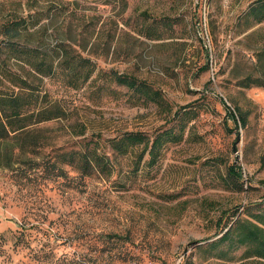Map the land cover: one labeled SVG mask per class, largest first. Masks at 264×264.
Wrapping results in <instances>:
<instances>
[{
  "label": "rangeland",
  "instance_id": "obj_1",
  "mask_svg": "<svg viewBox=\"0 0 264 264\" xmlns=\"http://www.w3.org/2000/svg\"><path fill=\"white\" fill-rule=\"evenodd\" d=\"M257 1L0 0V24L57 12V33L28 40L62 42L99 72L79 89L46 83L67 115L29 132L51 143L43 158L95 145L110 165L81 175L58 155L61 177L43 164L18 178L0 169V264H264L219 239L236 217L255 221L264 209V86L237 83L264 52V19L247 14ZM111 70L146 82L163 103ZM165 130L173 139L155 163L143 144L110 147L123 132ZM229 165L240 166L242 187L229 185Z\"/></svg>",
  "mask_w": 264,
  "mask_h": 264
},
{
  "label": "trees",
  "instance_id": "obj_2",
  "mask_svg": "<svg viewBox=\"0 0 264 264\" xmlns=\"http://www.w3.org/2000/svg\"><path fill=\"white\" fill-rule=\"evenodd\" d=\"M247 14L254 17L255 22L262 21L264 0L252 4ZM44 18L47 20L43 21ZM56 18L57 12H51L47 7L46 10H34L26 17L16 15L0 24V169L10 171L14 178L30 173L39 164L50 168L49 178L65 175L58 155L67 161L60 163L69 164L81 175L110 172L109 157L95 145L57 153L54 159L51 156L43 158L45 147L51 143L46 138L29 133L41 123L67 115L60 99L50 95L45 87L48 80H59L73 89H79L94 73H99L94 61L74 52L62 42L48 47L43 43L32 44L28 40V37L36 35L42 42L43 36L57 33ZM263 57L264 52H259L255 63L256 74L251 72L239 78L237 83L240 86H264ZM109 76L114 82L139 92L146 100L159 105L163 103L158 90L134 75L111 70ZM221 101L235 125L239 122L243 126L245 118L236 114V109L233 111L223 99ZM172 139L169 130L158 133L153 139L139 131H128L111 138L110 147L117 154H125L143 144V150L150 156L149 162L155 163L162 145ZM21 159L26 162L25 170L20 168ZM227 171L229 185L242 187L240 166L229 165ZM261 184L264 186V179ZM254 218L255 221L236 217L219 239L230 240L235 243V248L244 245L248 247L247 254L264 258V209Z\"/></svg>",
  "mask_w": 264,
  "mask_h": 264
}]
</instances>
